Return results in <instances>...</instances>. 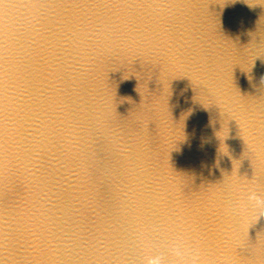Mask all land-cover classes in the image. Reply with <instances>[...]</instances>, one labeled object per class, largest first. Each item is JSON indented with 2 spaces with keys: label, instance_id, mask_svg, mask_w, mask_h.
Wrapping results in <instances>:
<instances>
[{
  "label": "clouds",
  "instance_id": "clouds-1",
  "mask_svg": "<svg viewBox=\"0 0 264 264\" xmlns=\"http://www.w3.org/2000/svg\"><path fill=\"white\" fill-rule=\"evenodd\" d=\"M248 199L250 201H255L257 207L259 208V212L257 214L258 218H264V199L256 196L255 194L249 195ZM147 264H162L161 258L159 256H153L148 261Z\"/></svg>",
  "mask_w": 264,
  "mask_h": 264
}]
</instances>
